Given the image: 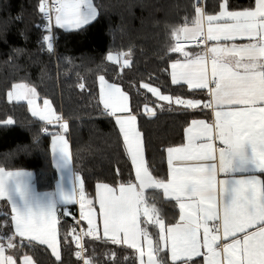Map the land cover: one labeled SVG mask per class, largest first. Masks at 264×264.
I'll return each mask as SVG.
<instances>
[{
    "label": "snow or ice",
    "instance_id": "1",
    "mask_svg": "<svg viewBox=\"0 0 264 264\" xmlns=\"http://www.w3.org/2000/svg\"><path fill=\"white\" fill-rule=\"evenodd\" d=\"M202 5L203 0H195L193 27L177 28L173 35L179 40L183 32L205 46L193 56L179 43L173 45L171 51L181 53L183 59L171 64L170 75L172 84L206 90L208 101L174 97L149 83L142 85L158 100L168 102V110L179 105L185 110L202 107L214 111L212 123L191 121L186 144L166 148L171 174L167 182L149 170L144 134L138 129L128 93L99 76L103 109L119 126L137 181L129 179L118 187L97 185L102 236L93 200L86 196L83 179L71 167L65 136L68 123L56 114L50 101L44 100L42 109L36 106L35 88L16 84L15 91L8 93L9 99H28L33 116L46 125L60 126V131L49 134L61 175L56 192L41 193L36 191L32 172L0 167V199L10 205V219L0 213L5 217L0 222V264H18L14 257L20 256L22 264H34L21 249L40 245H47L60 260L57 206L61 203L78 204L80 221H87V230L75 235L76 256L82 264H93L84 257V236L127 245L135 249L140 264H264V0H255L254 6L242 10H231L228 0H222L216 13L207 12ZM38 9L48 20L50 34L43 41L49 51L55 39L52 27L83 31L98 16L93 0H38ZM244 40L247 42L238 43ZM128 55L109 54L107 59L124 69L131 64ZM121 56L125 58L121 60ZM145 111L157 114L147 105ZM14 123L5 118L0 127ZM66 180L71 181V191L65 189ZM149 189H162L166 202L174 201L178 222L165 223L162 207L146 194ZM8 250L13 251L6 254ZM108 255L109 264H118L112 260L114 253Z\"/></svg>",
    "mask_w": 264,
    "mask_h": 264
},
{
    "label": "trees",
    "instance_id": "2",
    "mask_svg": "<svg viewBox=\"0 0 264 264\" xmlns=\"http://www.w3.org/2000/svg\"><path fill=\"white\" fill-rule=\"evenodd\" d=\"M221 1L206 0L204 8L216 13ZM228 2L231 9L254 4V0ZM93 3L99 12L97 20L83 31L53 27L51 34L55 39L53 50L49 51L43 36L50 33L43 28L47 21L38 9V0H0V120L15 121L14 125L0 127V167L34 171L35 185L45 193L54 189L58 179L49 133L60 131V126L46 125L31 114L27 103L8 98L16 84H27L36 89L41 101L50 100L55 111L68 121L73 166L84 181L86 196L94 202L97 183L118 186L135 180L122 134L115 119L103 109L99 76L128 93L144 134L149 169L159 179L167 177L166 148L183 143L184 131L191 120L208 114L177 105L168 110V103L142 87L149 83L174 97L207 99L205 90L172 84L170 75L172 61L181 57L171 51L177 40L173 31L192 24L195 0H93ZM117 53L130 54L129 67L121 69L119 63L107 59L109 54ZM81 83L84 89L79 87ZM145 105L154 106L156 116L144 113ZM45 127L48 132L43 131ZM146 194L157 200L167 222L175 220L173 203L166 202L161 191L148 190ZM0 213L8 214L10 219V205L4 199H0ZM4 219L0 215V222ZM72 225L73 219L65 216L59 222L60 260L45 245L21 251L36 264H78ZM84 242L93 264H109L110 252L118 264H137L135 251L125 245L88 236Z\"/></svg>",
    "mask_w": 264,
    "mask_h": 264
},
{
    "label": "crops",
    "instance_id": "3",
    "mask_svg": "<svg viewBox=\"0 0 264 264\" xmlns=\"http://www.w3.org/2000/svg\"><path fill=\"white\" fill-rule=\"evenodd\" d=\"M222 3V1L220 2V4ZM254 3H255V0H254ZM204 5H205V3H204ZM204 5H202L203 7H204ZM253 6H254V4H253ZM205 9V8H204ZM244 9H247V8H244ZM219 10V9H218ZM231 10H242V9H231ZM97 12H98V9H97ZM98 14H99V12H98ZM98 17V16H97ZM53 24H54V19H53ZM185 27H188V28H192L193 27V24H191V25H189V26H185ZM59 28V27H58ZM60 29H62V28H60ZM63 30H65V29H63ZM65 31H71V30H65ZM179 38H183V39H187V40H185V41H190V40H188V39H193L192 37H190V36H188V37H186L185 36V34L183 33V32H181V34L179 35ZM247 41L246 40H244V41H238V43H246ZM208 46H211V42H209L208 43ZM186 51H188L190 54H192L193 56H195L196 54H200L201 52H202V49L204 48V47H191V46H188V47H183ZM180 55H181V57L180 58H178V59H180V60H182L183 59V56H182V54L180 53ZM125 58V57H124ZM178 59H176V60H178ZM226 59H228V60H230L231 61V57H226ZM176 60H174V61H172V63L173 62H175ZM171 63V64H172ZM209 67H210V62H209ZM27 85V84H26ZM187 86V85H186ZM189 87V86H188ZM15 91V89L13 88V90L11 91V92H14ZM206 91V90H205ZM29 98H31V97H29ZM195 99H197V100H200V101H202V102H207L208 101V99H209V97H208V95H207V99H201V98H195ZM12 101H15V102H24V103H27V105H28V107H29V109H30V112H31V114H32V106L31 105H29V103H28V99H11ZM44 100H48V99H44ZM44 100H40L39 99V97L37 96L36 97V99H35V104H36V106H38L39 108H43L44 107V105H43V101ZM48 101H50V100H48ZM51 102V101H50ZM165 103H168V102H166L165 101ZM130 106H131V104H130ZM177 106H179V105H177ZM51 107L54 109V107H53V104H52V102H51ZM147 107L148 108H153L154 109V106H152V105H147ZM190 110H203L204 112H206L208 115L207 116H203V117H198V118H195V119H193V120H205L206 122H208V123H212L213 121H214V119H215V115H214V111H213V109L212 108H196V109H190ZM144 113H146V114H148V115H151L150 113H148V112H146L145 111V107H144ZM56 114L57 115H59L57 112H56ZM135 114V113H134ZM33 115V114H32ZM60 116V115H59ZM152 116V115H151ZM35 118H37V119H39L38 117H36V116H34ZM114 118V117H113ZM115 119V118H114ZM42 121V120H41ZM192 121V120H191ZM43 122H45V121H43ZM67 123H68V121H66ZM46 123V122H45ZM191 125V122L189 123V125L188 126H190ZM118 126V125H117ZM137 126H138V129H139V125H138V117H137ZM187 126V127H188ZM118 128H119V126H118ZM140 130V129H139ZM58 132V131H57ZM65 136H66V139H68V142H69V148H70V152H71V155H72V149H71V143H70V141H69V138H68V131H67V133H65ZM183 143L184 144H186L187 143V134H186V129H185V131H184V141H183ZM218 143V142H217ZM182 144V143H181ZM181 144H179V145H176V146H180ZM51 154H52V160H53V163H54V166H55V168L57 169V173H58V179H57V182H56V184H55V187H54V189L52 190V191H50V192H48V193H52V192H56V190H57V184H58V182L60 181V171H59V169L56 167V164H55V161H54V158H53V153H52V139H51ZM129 156V155H128ZM166 158H167V154H166ZM129 159H130V157H129ZM145 159H146V161H147V157H146V151H145ZM131 160V159H130ZM133 166V170H134V173H135V167H134V165H132ZM71 167H72V169H73V171L75 172V169H74V166H73V159H72V162H71ZM6 171H18V170H25V171H30V172H32L33 173V180H34V178H35V173H34V171H32V170H29V169H6V168H4ZM167 169H168V171H167V177L164 179L166 182L168 181V180H170L171 179V174H170V166L168 165V163H167ZM150 170V169H149ZM151 171V170H150ZM76 173V172H75ZM153 174V173H152ZM258 174V173H257ZM153 176H154V174H153ZM155 177V176H154ZM157 178V177H156ZM220 178H223V176H221ZM157 179H159V178H157ZM134 183H136L137 181H133ZM100 183H105V182H99V183H97V185L98 184H100ZM107 184H109V183H107ZM34 185H35V181H34ZM97 185H96V197H95V201L93 202V204H94V206H95V208H96V214H97V224H98V226H99V228H100V230H101V236H102V218H101V215H100V210H99V204H98V200H97V193H98V188H97ZM110 186H112V187H118V186H114V185H111V184H109ZM35 188H36V191L37 192H41V193H45V192H43V191H39L38 189H37V187H36V185H35ZM71 188H72V184H71V181H68V180H66L65 181V189H66V191H71ZM149 190H153V189H149ZM154 190H157V191H161V193H162V189H154ZM146 191H148V190H146ZM166 200H168V197H166V196H163ZM172 203H174V201L172 202ZM69 205H72V204H58V211H57V219H58V223H57V230H58V239H59V229H58V225H59V222H60V220H61V218L62 217H64V211H65V209H66V207H68ZM175 208V209H174ZM173 209L175 210V212H176V214H177V216H176V218H175V220L174 221H172V222H167L166 221V219H165V223L166 224H171V223H175V222H178V212H179V209H178V206L177 207H174ZM86 223H87V221H86ZM104 239H107V238H104ZM59 241H60V239H59ZM47 248H48V246L47 245H45ZM125 246H127V245H125ZM128 247V246H127ZM50 251H51V253H52V250L50 249V248H48ZM134 251H135V249H133ZM59 251H60V258H61V246H60V248H59ZM147 251V247H146V243H145V252ZM136 253V252H135ZM6 254H11V252L8 250V252H6ZM52 255L55 257V255L52 253ZM30 256V255H29ZM31 257V256H30ZM14 258H17V257H14ZM32 258V257H31ZM56 258V257H55ZM33 259V258H32ZM147 259V256H145V260ZM136 260H137V264H140V261H139V258H138V254H136ZM17 261H18V264H22V262H21V259H18L17 258ZM33 261H34V264H36V262H35V260L33 259Z\"/></svg>",
    "mask_w": 264,
    "mask_h": 264
},
{
    "label": "built area",
    "instance_id": "4",
    "mask_svg": "<svg viewBox=\"0 0 264 264\" xmlns=\"http://www.w3.org/2000/svg\"><path fill=\"white\" fill-rule=\"evenodd\" d=\"M205 2H206V0H203V5H204ZM46 21H47V23L45 25H43L44 29H47L46 26H48V20L46 19ZM52 30H53V27L51 28V31ZM185 40H187V39L176 40L175 44L179 43L182 47H188V46H191V47H204L205 46L202 43H197L196 40H194V39H188L190 41H185ZM69 207H70V205L68 207H66V209L64 211V216L73 219L72 229L73 228L76 229V232L74 234L76 235V234H80L83 231H86L87 228H88V224L86 223V221H80V208H79V205L78 204H72L71 208H69ZM69 212H70V214H68ZM77 221H80L79 224H77ZM84 238H85V236L82 237V240H83V243H84V246H85ZM74 246H75V255H76V251L78 250L79 245H77L75 243V240H74ZM84 257H85V259H88L86 246H85V251H84ZM76 259L78 261V264H82V261L80 260L79 257L76 256Z\"/></svg>",
    "mask_w": 264,
    "mask_h": 264
},
{
    "label": "rangeland",
    "instance_id": "5",
    "mask_svg": "<svg viewBox=\"0 0 264 264\" xmlns=\"http://www.w3.org/2000/svg\"><path fill=\"white\" fill-rule=\"evenodd\" d=\"M179 40H183V38H179ZM118 54V53H117ZM112 55H115V54H112ZM124 58V56H121V60ZM127 58L130 60V58H129V55L127 56ZM106 80V79H105ZM107 81V80H106ZM109 82V81H108ZM110 83V82H109ZM152 87H155V86H152ZM20 259H21V262H22V260H23V257L21 256L20 257Z\"/></svg>",
    "mask_w": 264,
    "mask_h": 264
}]
</instances>
